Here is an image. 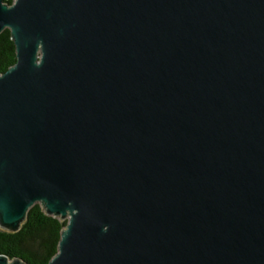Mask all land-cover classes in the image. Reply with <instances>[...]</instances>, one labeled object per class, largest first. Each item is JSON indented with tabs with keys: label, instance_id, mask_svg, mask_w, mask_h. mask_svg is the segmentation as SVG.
Masks as SVG:
<instances>
[{
	"label": "water",
	"instance_id": "obj_1",
	"mask_svg": "<svg viewBox=\"0 0 264 264\" xmlns=\"http://www.w3.org/2000/svg\"><path fill=\"white\" fill-rule=\"evenodd\" d=\"M5 28L1 230L39 203L47 264H264V0H0Z\"/></svg>",
	"mask_w": 264,
	"mask_h": 264
},
{
	"label": "trees",
	"instance_id": "obj_2",
	"mask_svg": "<svg viewBox=\"0 0 264 264\" xmlns=\"http://www.w3.org/2000/svg\"><path fill=\"white\" fill-rule=\"evenodd\" d=\"M11 4L12 0H4ZM16 61L15 46L10 31L0 32V74ZM67 220L45 213L39 203L26 212L25 219L15 232L0 229V254L17 258L24 264H47L57 253L61 231Z\"/></svg>",
	"mask_w": 264,
	"mask_h": 264
}]
</instances>
